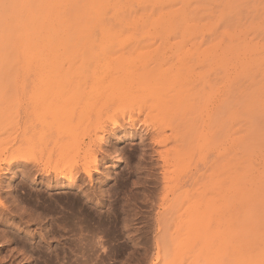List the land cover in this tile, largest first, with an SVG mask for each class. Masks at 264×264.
Here are the masks:
<instances>
[{"label":"rangeland","instance_id":"1","mask_svg":"<svg viewBox=\"0 0 264 264\" xmlns=\"http://www.w3.org/2000/svg\"><path fill=\"white\" fill-rule=\"evenodd\" d=\"M17 23L20 68L0 40V161L124 129L85 180L99 200L59 199L21 163L0 174L1 197L49 231L0 225V264H97L101 249L99 264H264V0H0V39Z\"/></svg>","mask_w":264,"mask_h":264},{"label":"bare ground","instance_id":"2","mask_svg":"<svg viewBox=\"0 0 264 264\" xmlns=\"http://www.w3.org/2000/svg\"><path fill=\"white\" fill-rule=\"evenodd\" d=\"M13 28H14V32L8 38H6V40H3V39H0V40L7 42V43H10V44H12V43L14 44V47L12 49V54L15 55V57L18 61V64H19L18 67L20 68L21 67V65H20V60H21L20 52H21V47H22V43H21L22 34H21V29H20L19 23L15 24L13 26ZM6 47H7V45H3L2 43H0V56H2L3 58L9 57V55H7V52H6ZM106 61H107V58H105L102 61V63L101 62L97 63V66H102ZM9 74H11V73H9ZM4 75H5V71L1 70L0 71V83H3V82H1L2 78H3L1 76H4ZM89 81H91V76H90V73H87L84 76L82 83H88ZM92 82H94V81H92ZM95 82H97V79H95ZM61 123H62V119H55L54 121H48V119H42L40 125L42 126L41 129L44 131L45 129L51 130L54 125L56 127H59V125ZM112 125L113 126H110V128H107V126L103 125V124L93 125L91 127V129H89L87 131V134H86L87 140L86 141L85 140L80 141V142H82V147H81L80 152L78 151L79 153L76 152L77 153L76 155L70 156V157L59 156V157H57V159H54L55 152L57 150H59L63 145L64 140H63L62 136H52V137L50 136L49 139H47L44 142V147L46 150L44 156L37 155V154H32V155H28V156L27 155H14V151H16L20 146L19 147L18 146H11L9 149L10 150L9 153L5 155L4 160L0 161V174L6 173L7 171H9V169L13 168L17 163H21V168L19 171L24 172V174L27 177H29V174H32L34 172L36 175L35 176L36 178L39 176L41 177L38 183H42V180H43L44 181L43 183L48 185L49 189H52V188L59 189L60 194L58 193V197H57L59 199L64 197L65 193H70L71 190L73 191V189H76V191L81 192V194L77 195L76 192H73L72 194H74V196L76 195V199L78 198V200H80V201L83 200V196H85L86 199H84V200H86V201H88V200L93 201L94 199L99 200L100 197L98 195V192L94 188H91L90 190L85 188V185H86L85 180L87 179V181L90 184L93 182L92 181V172L94 169H96L98 161H99L98 156H97V151L98 152L99 151L104 152L103 150H101L99 142L104 141L105 135L111 133V131H114L115 129H118V130L124 129V123H119L118 121H114L112 123ZM129 127H131L132 129H136V128H138V125L135 122H132L129 125ZM158 127L159 126H154V130H157ZM97 133H100V134L96 137ZM41 137H42V135H41ZM115 137L116 138H115L114 142L119 143L121 141L120 135L118 134ZM31 141H32L31 138L28 139L25 136L22 140V143L24 145L26 143H31ZM29 145H31V144H29ZM32 146H33V142H32ZM42 152H43V149H41L39 153L42 154ZM63 153L65 154L66 152H63ZM10 154H11V157L6 159ZM76 157H79V158H76ZM2 163H4L5 166L1 167ZM13 177L14 176H12V178ZM33 180L35 182V179H32V182H33ZM36 182H37V180H36ZM18 186H21L22 188L25 187L26 186L25 181L24 180L20 181ZM89 187H91V186H89ZM28 188L30 189L32 187L29 186ZM2 192H4V191H3V188L1 187V184H0V225H2L5 230H10V232H11L12 231L11 226L16 225L15 220H17L20 222V225L22 223H31L32 225H35L34 231H35V229H37L39 231L38 235L42 238V240L44 238H46L47 236H49V231H47V229L44 227L45 221L42 222V220L38 219V217L34 216L35 217L34 218L32 214L31 215H29V213L27 214L26 210L21 211V208H20V210H17V209L15 210V208H17V206H15V208H14V206H12L13 201H11V199L6 198L7 199L6 200L5 197L4 198L1 197ZM11 194H13V193H11ZM46 194H47V197H49V198L52 197L51 194H49V193H46ZM39 195H40V193H39ZM38 197L40 198V196H38ZM49 220H51V219L48 218L46 221H49ZM97 220L99 222H102V224H103V218L101 217V214H99V213L97 214ZM17 227H19V226H17ZM25 232H27L29 235H32L33 237L36 234L32 230H27V229L25 230ZM100 232L102 233V231H100ZM100 232L98 234H100ZM13 234L14 233H12V235ZM0 238H1V234H0ZM14 239H15V237L12 236V238L7 240L6 243L10 244L11 242L14 241ZM84 239H85V237H84ZM165 243H166V240L162 239L161 241L157 242V246L160 248V247L164 246ZM88 244H90L91 246H96V245L101 244V241L100 240L90 241ZM99 247H101V246H99ZM101 250H100V252H101ZM100 252L97 255L94 254V255H96V258H97V262H98L97 264H99L102 261V254Z\"/></svg>","mask_w":264,"mask_h":264}]
</instances>
